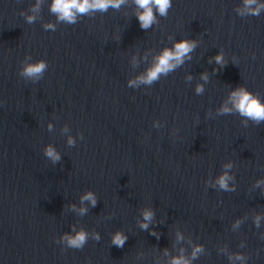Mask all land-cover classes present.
<instances>
[{"label":"water","instance_id":"water-1","mask_svg":"<svg viewBox=\"0 0 264 264\" xmlns=\"http://www.w3.org/2000/svg\"><path fill=\"white\" fill-rule=\"evenodd\" d=\"M52 2L0 0V264H264V120L230 102L264 103V9L171 0L145 29L135 0L73 23ZM181 40L182 62L142 82Z\"/></svg>","mask_w":264,"mask_h":264},{"label":"clouds","instance_id":"clouds-1","mask_svg":"<svg viewBox=\"0 0 264 264\" xmlns=\"http://www.w3.org/2000/svg\"><path fill=\"white\" fill-rule=\"evenodd\" d=\"M124 0H53L51 4V11L58 14V18L69 23H73L76 18V14H85L89 11H104L109 7L118 8ZM135 3L139 9L142 11L137 13V19L139 21L141 28H148L154 21L155 17L153 15V8L159 13V15L164 16L167 13L168 8L171 6V0H135ZM244 10L251 15H259L260 11L264 9V0H244ZM243 14V13H241ZM29 22H31L32 17H28ZM195 43L193 41L181 40L173 45V49H164L156 57L154 65L147 71L146 75L140 77L141 81L144 83H151L156 80L159 75L165 74L171 71L176 65L182 62V59L194 48ZM217 63H221V57H215ZM46 65L44 62L40 61L35 64L26 65L23 69V75L34 77L40 74ZM133 83V82H130ZM197 92L201 91L198 86ZM230 102L232 106L241 114L242 116L248 117L254 121L264 120V103L251 95L243 88H238L234 90L230 95ZM223 112L230 111L229 108L225 107L222 109ZM69 143H72L69 140ZM46 155L50 157L53 161L58 160V154L51 148H47ZM230 179L227 175H222L218 178L217 183L222 189H227L226 181ZM82 200H87L91 204L95 205V198L92 193H85L81 198ZM81 212L84 209H80ZM145 221L151 219V212L145 211L142 213ZM142 228H146L147 224L142 223ZM62 239L66 242L67 246L79 248L83 245L86 240V234L84 232H77L75 235L68 236L65 235ZM125 237L117 233L113 237V243L117 246H122ZM197 248L195 251H199ZM236 259L243 260V257L237 255ZM172 264H186L183 259H174Z\"/></svg>","mask_w":264,"mask_h":264}]
</instances>
